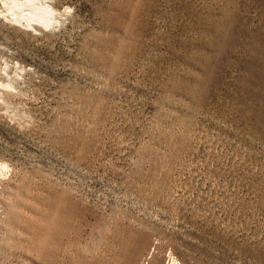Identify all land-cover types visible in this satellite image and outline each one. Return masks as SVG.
I'll return each mask as SVG.
<instances>
[{"label": "rangeland", "instance_id": "1", "mask_svg": "<svg viewBox=\"0 0 264 264\" xmlns=\"http://www.w3.org/2000/svg\"><path fill=\"white\" fill-rule=\"evenodd\" d=\"M0 264H264V0H0Z\"/></svg>", "mask_w": 264, "mask_h": 264}]
</instances>
